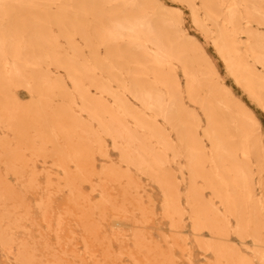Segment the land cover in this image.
Returning a JSON list of instances; mask_svg holds the SVG:
<instances>
[{
  "label": "rangeland",
  "instance_id": "rangeland-1",
  "mask_svg": "<svg viewBox=\"0 0 264 264\" xmlns=\"http://www.w3.org/2000/svg\"><path fill=\"white\" fill-rule=\"evenodd\" d=\"M137 1L132 12L149 11L160 41L133 44L126 31L118 40L102 39L110 16L127 11L122 1L35 0L13 12L25 47L20 71L8 64L0 70V264H264V89L252 95L229 72L213 38L231 25L221 14L216 24L208 20L202 0ZM143 1L150 7L142 8ZM190 5L211 35L194 23ZM7 6L0 9L7 12ZM80 9L86 16L73 24ZM163 12L181 19L166 24ZM240 25L264 35L251 18ZM236 37L248 65L264 76V64L245 51L252 35ZM160 47L179 49L180 60L160 61ZM67 60L87 68L78 90L61 67ZM94 84L105 85V94ZM78 91L103 106L106 121L118 111L116 142L81 110ZM117 97L128 111L123 115ZM239 110L256 122L244 129ZM214 138L229 142L223 177L215 175ZM236 168L244 175L234 176Z\"/></svg>",
  "mask_w": 264,
  "mask_h": 264
},
{
  "label": "bare ground",
  "instance_id": "bare-ground-1",
  "mask_svg": "<svg viewBox=\"0 0 264 264\" xmlns=\"http://www.w3.org/2000/svg\"><path fill=\"white\" fill-rule=\"evenodd\" d=\"M42 1H50V0H42ZM71 2H74L76 4L79 5H85L87 2H95V1H103V2H108V3H118V1H122L123 4L125 3L126 7H127V11H125L124 13V9L118 11V15H114V16H110V20L104 24V28H103V37L102 39H104L105 41H110V40H118V37H123L124 35V31H126L128 33L129 36H131L129 38V41L132 42L133 44L137 43L138 41H143V42H151V41H160L159 36H157L156 30L155 28L152 26V23L150 22L149 18H148V14L149 11L148 10H143V12L140 15H135L134 12H132L131 9H133L136 5H139V1L137 0H70ZM27 3L31 4V3H35V0H0V4H7V12H4L3 9H0V70L5 69L4 65L8 64L11 67V70L13 72H18L20 71L19 66L17 64V60H19V58L23 55L22 54V50L24 49L25 45L23 42L22 37L20 36L21 32H22V25L18 24V15L17 13L13 16V12H17V10L22 7V5H25ZM153 2V1H152ZM203 5H204V9L206 12V17L208 20H211L213 22H215L214 24H216L217 22V18L220 16V14L224 17L225 23L226 24H230L231 28L224 26L223 28H221L220 30H218V34L215 38H213V42L217 48L218 53L221 55V57L223 58L227 69L229 70V72L236 78V80L240 81L243 83L244 87L248 90V92H250V94L254 95L256 94L257 90H261L264 89V76H260L257 75L256 72L253 70V68L250 67V65H248V62L245 58V53H243L242 50H240L239 48V41L237 40L236 35L239 33H244L247 32L249 33V35H252V37L254 38V42H249L246 45V49L245 51H249L252 53L253 57L260 63L264 64V35H262L260 32L258 31H254V32H250L245 30V27L240 25V20H242V22L246 19V18H251L254 21H256L257 23L261 24L264 26V0H202ZM54 3V2H53ZM148 1H143V7L144 9L149 8L150 6H147ZM145 4V5H144ZM59 5V4H58ZM195 5V3H194ZM191 6V5H190ZM191 8L194 10L193 11V20L194 23H196L197 25L204 27L208 32L209 35L212 34V30L210 28H208L206 26V20H203L201 15L198 14V9H194V6H191ZM113 9V8H112ZM81 10V9H80ZM74 11V10H73ZM9 12V14H8ZM11 12V13H10ZM87 12V11H86ZM105 12V11H104ZM59 13V12H58ZM72 14V13H71ZM1 15L5 18V16L7 15V20L9 18L8 22H3L2 21V17ZM12 15V16H11ZM58 14H56L57 16ZM63 15V12H61L60 16ZM99 15V14H98ZM64 16V15H63ZM85 12H83L81 10V12H74L72 14V18L73 20V24L76 23H80L78 22L79 20H81L82 18H84ZM246 16V17H245ZM55 17V15H54ZM53 17V19H54ZM87 18V17H86ZM161 19L164 23L166 24H174L176 25V22H178L179 19H181V16H173L171 14H169L168 12H163L161 14ZM178 19V20H177ZM57 20V19H56ZM177 20V21H176ZM44 21V20H42ZM58 21V20H57ZM56 22V21H55ZM60 22V21H58ZM101 22V21H100ZM182 22V21H181ZM44 23V22H43ZM61 23V22H60ZM63 23V22H62ZM47 24V23H46ZM55 24V23H54ZM59 24V23H57ZM60 25V24H59ZM66 25V24H65ZM82 25V24H81ZM95 25V23H94ZM101 26V25H100ZM103 26V25H102ZM67 28V27H66ZM65 29V28H64ZM88 29V28H87ZM92 31V30H91ZM183 34L186 38L190 39V35L187 34L185 32V30L183 29ZM79 32V31H78ZM62 33V32H61ZM67 33V32H66ZM69 34V33H67ZM99 34V33H98ZM101 36V35H100ZM82 38V37H81ZM80 38V39H81ZM62 39V38H61ZM86 39V38H85ZM63 40V39H62ZM66 40V38H65ZM83 40V39H82ZM81 41V40H80ZM86 41V40H85ZM97 41V40H96ZM90 42V41H89ZM88 42V43H89ZM189 42V41H188ZM91 43V42H90ZM112 43V42H111ZM85 45V44H84ZM89 45V44H88ZM91 45V44H90ZM114 45V44H113ZM102 46H105L104 44ZM146 47V45H144ZM195 46V45H194ZM193 45H188V49L191 47H194ZM91 47V46H90ZM99 47V45H98ZM178 50L174 53L170 52L169 50H164V48H159L158 51H156V56L160 61L166 60V58H168V62H171L172 58H176L177 60H180V55L178 54ZM53 51L55 52L56 50L53 49ZM67 52V51H66ZM92 52V51H91ZM46 53V52H45ZM68 53V52H67ZM118 54V53H117ZM109 55V54H108ZM70 57V56H68ZM196 57V56H195ZM49 58V57H48ZM85 58V57H84ZM101 58V57H100ZM105 58V57H104ZM50 59V58H49ZM54 59V58H52ZM72 59V58H71ZM82 59V58H81ZM102 59V58H101ZM55 60V59H54ZM53 60V61H54ZM105 60V59H104ZM170 60V61H169ZM58 61V60H57ZM77 61V60H76ZM59 62V61H58ZM82 62V61H81ZM85 62V61H84ZM88 62V61H87ZM106 62V61H105ZM63 63V62H62ZM65 63V62H64ZM83 63V62H82ZM89 63V62H88ZM107 63V62H106ZM41 64V61H38V65ZM54 64V63H53ZM80 64V63H79ZM79 64H76L75 60H67L66 64H62V66L60 64H58V66L60 65L61 67H64L65 70L71 75L70 78L71 80L74 81L75 83V89L78 90L79 89V83L80 80H82L84 74L86 75L87 73V68L85 69H81L79 68L80 66H83V64L78 67ZM87 64V63H86ZM105 65V64H104ZM115 65V64H114ZM56 66V65H55ZM86 66V65H85ZM94 66V65H93ZM96 66V64H95ZM113 66V64L111 65ZM6 67V66H5ZM60 67V68H61ZM117 67V66H116ZM59 68V69H60ZM115 68V67H114ZM62 69V68H61ZM116 69V68H115ZM118 69V68H117ZM91 70V69H89ZM93 71V70H92ZM98 71V70H97ZM111 71V70H110ZM99 72V71H98ZM101 72V71H100ZM109 72V70H108ZM116 72V71H115ZM44 73V72H43ZM111 73V72H110ZM17 74V73H14ZM45 74V73H44ZM43 76V75H42ZM87 76V75H86ZM118 76V75H117ZM4 78H6V76H2ZM14 77V76H13ZM85 77V76H84ZM109 77V75L107 76ZM112 77V76H111ZM110 77V78H111ZM114 77V76H113ZM11 76H9V81ZM68 78V77H67ZM44 79V78H43ZM58 80V79H57ZM56 80V81H57ZM84 80V79H83ZM109 80V79H108ZM112 80V79H111ZM117 80V79H116ZM13 81V80H12ZM46 82V80H44ZM60 81H63L62 79H60ZM87 81V80H86ZM82 84V83H81ZM80 84V85H81ZM93 84V83H92ZM91 84V85H92ZM110 84V83H109ZM115 84V83H114ZM194 83L191 84V86H193ZM83 85V84H82ZM90 85V86H91ZM95 85V84H94ZM53 86V85H52ZM96 86V85H95ZM116 86V85H115ZM94 87V86H93ZM100 93H104L106 92L105 90V85H97L96 86ZM84 88V86H83ZM82 88V89H83ZM68 89V88H67ZM111 89V88H110ZM117 89V88H116ZM54 92V91H53ZM69 93V92H68ZM80 98L82 99V106H81V110L85 111L89 114L90 119L91 120H98L99 121V125L101 130L105 131L107 134L111 135L114 138V142H116L118 137V125L117 123H120V116L118 117V111L112 112L111 115L112 117L110 118V120L106 121L104 119V114L106 113V111L104 110L103 106L98 103V105H95L96 103L91 102L90 100V95H88L86 92L84 91H78ZM89 93V92H88ZM118 93V92H117ZM105 94V93H104ZM53 96V95H52ZM68 96V95H67ZM90 97V98H89ZM61 98V97H60ZM73 98V97H72ZM93 98V97H92ZM117 102L120 104V111L123 114H125L126 112H128L127 110L125 111V109H123V105H124V100H122V97H120V102L118 101V97L116 98ZM61 100V99H60ZM73 101V100H72ZM68 102V101H67ZM63 103V102H62ZM224 107L226 109H229L230 111L232 110V108L230 106H228L226 104V102H224ZM56 104H58L56 102ZM61 104V103H60ZM108 104V103H105ZM104 104V105H105ZM62 105V104H61ZM64 105V104H63ZM71 106V105H70ZM67 107V106H65ZM77 107V106H76ZM64 108V107H61ZM80 108V107H79ZM78 108V109H79ZM80 110V109H79ZM240 111V110H239ZM242 111V110H241ZM240 111V112H241ZM60 112V111H59ZM244 112V111H243ZM73 114V113H72ZM243 116V120L244 123L243 124V128L245 129V125L247 123H255L256 122V118L253 116V114L251 112H244L242 113ZM75 117V116H74ZM110 117V116H109ZM135 117V116H134ZM74 122H77L79 125L83 126V127H89L90 126V121H84L81 119V117H75ZM97 121V122H98ZM64 123V122H63ZM66 123V122H65ZM64 123V125H65ZM71 126V125H70ZM73 126V125H72ZM64 127V126H63ZM74 127V126H73ZM91 127V126H90ZM99 127V126H98ZM78 128V127H77ZM247 128V125H246ZM75 129V128H74ZM89 129V128H88ZM59 130V129H58ZM67 130V129H66ZM80 130V129H78ZM91 130V129H90ZM75 131V130H74ZM76 132V131H75ZM60 134L62 132H59ZM248 135V133H246ZM62 135V134H61ZM67 135V134H66ZM108 136V135H107ZM110 136V137H111ZM64 137V134H63ZM83 137V136H82ZM86 137V134H85ZM106 137V136H105ZM69 138V137H68ZM67 138V139H68ZM88 138V137H86ZM68 141V140H67ZM78 141V140H77ZM95 141V140H94ZM214 144L216 147V151L217 153H219V155H217L216 158V162H220V165L217 167V171H216V176L218 177H223L225 176V171H223L224 169V162L228 161V155H225L226 152H228V149L225 148L226 145L229 144L228 140H222V139H218V138H214ZM71 142V141H70ZM97 142V141H96ZM260 142L262 145V139L260 138ZM85 143V142H84ZM81 144V143H80ZM79 144V145H80ZM101 144V143H100ZM115 144V143H114ZM69 145V144H68ZM73 145V144H72ZM77 145V146H79ZM86 145H88L86 143ZM85 145V146H86ZM118 145V144H117ZM82 146V144H81ZM89 147H92L89 145ZM101 147V146H100ZM80 148V146H79ZM76 149V148H75ZM88 149V148H87ZM98 149V148H97ZM72 150V147H71ZM78 149H76L77 151ZM82 150V149H81ZM90 150H93V148H91ZM101 150V148H100ZM98 150V151H100ZM106 150V149H105ZM94 151V150H93ZM108 151V150H107ZM75 152V151H74ZM78 152V151H77ZM90 152V151H89ZM93 153V152H91ZM103 153V152H101ZM100 154V153H99ZM126 154V153H125ZM82 155V154H79ZM87 155V154H86ZM106 155V153H105ZM131 155V153H130ZM78 156V155H76ZM99 156V155H98ZM124 156V155H123ZM86 157V156H85ZM90 157V156H89ZM78 158V157H77ZM84 158V157H83ZM87 158V157H86ZM93 158V157H92ZM73 159V158H72ZM107 159V158H106ZM88 160V159H87ZM91 160V159H89ZM73 161V160H72ZM81 161H82V156H81ZM124 158H123V162H124ZM133 161V160H131ZM129 161V162H131ZM87 162V161H85ZM93 162V161H91ZM88 162V163H91ZM78 165V162H75ZM84 163V162H83ZM93 164V163H91ZM102 164V163H100ZM111 164V163H110ZM114 164V163H113ZM106 166V164H103V166ZM109 165V164H108ZM127 165V164H126ZM134 165V163H133ZM91 166V165H90ZM113 166V165H111ZM110 166V167H111ZM135 166V165H134ZM75 167V166H74ZM93 167V166H92ZM114 167V166H113ZM139 167H147V166H139ZM234 167V166H233ZM89 168V167H88ZM87 168V169H88ZM109 168V167H108ZM104 169V170H108ZM83 169V168H82ZM81 169V170H82ZM110 169V168H109ZM237 169V168H236ZM92 169H90L91 172ZM94 170V167H93ZM112 170V168H111ZM80 171V170H79ZM89 171V170H88ZM115 171V170H114ZM122 171V170H121ZM127 172L129 170H126ZM147 171V170H146ZM145 171V172H146ZM89 172V173H90ZM84 173H86L84 171ZM101 173V172H100ZM112 173V172H111ZM114 173V172H113ZM126 173V172H125ZM91 174V173H90ZM89 174V176H90ZM94 174V173H93ZM92 174V175H93ZM106 174V173H105ZM103 174V176L105 175ZM115 174V173H114ZM116 174H119L118 172ZM115 174V175H116ZM121 174V173H120ZM119 174V176H120ZM123 174V173H122ZM234 176H243L244 175V171L241 168H238L235 172H234ZM91 175V176H92ZM95 175V174H94ZM97 175V174H96ZM95 175V176H96ZM99 175V174H98ZM110 175V172H109ZM125 175V176H124ZM124 178L126 177V174H124ZM128 175V174H127ZM76 176V174H75ZM84 176V175H82ZM86 176V175H85ZM118 176V177H119ZM129 176H130V172H129ZM128 176V177H129ZM79 177V176H78ZM81 177V175H80ZM100 177V176H99ZM121 177V176H120ZM261 177V181L260 183L263 184L264 181V176L261 173L260 174ZM83 178V177H82ZM90 178V177H88ZM108 178V177H107ZM111 178V176H110ZM131 178V177H129ZM113 179V178H112ZM119 179V178H118ZM99 180V179H98ZM120 181V180H119ZM81 182V181H80ZM100 182V181H99ZM113 183V181H111ZM127 182V181H126ZM130 182V181H129ZM127 182V183H129ZM132 182V181H131ZM137 182V181H136ZM135 182V183H136ZM126 183V184H127ZM134 183V182H133ZM99 184V183H98ZM138 184V183H137ZM89 185V184H88ZM106 185V184H105ZM110 185V184H109ZM120 185V184H119ZM130 185V184H129ZM135 187L136 185L133 184ZM140 185V184H138ZM137 185V186H138ZM96 186V185H95ZM101 185L99 184V187ZM133 186V187H134ZM74 187V186H73ZM97 187V186H96ZM108 187V186H107ZM98 188V187H97ZM105 188V187H104ZM109 188V187H108ZM140 189V187L138 186L137 189ZM78 189V188H77ZM96 189V188H95ZM103 189V188H102ZM80 190V188H79ZM101 190V188H100ZM104 190V189H103ZM106 190V189H105ZM110 190V189H109ZM82 191V190H80ZM108 190H106L107 192ZM112 191V189H111ZM90 192V191H89ZM103 192V191H102ZM101 192V193H102ZM113 192V191H112ZM84 193V192H83ZM124 193V191H123ZM126 193V191H125ZM136 193V192H135ZM134 193V194H135ZM104 194V193H103ZM106 194V193H105ZM133 194V196H134ZM86 195V193H85ZM100 195V193H99ZM107 195V194H106ZM126 195V194H125ZM138 195V194H137ZM124 196V195H122ZM75 197V196H74ZM104 197V196H103ZM131 197V196H130ZM83 198V197H82ZM101 198V195H100ZM105 198V197H104ZM101 198V199H104ZM121 198V197H120ZM126 198V197H123ZM132 198V197H131ZM138 198V197H137ZM111 199V198H109ZM140 199V198H139ZM166 199V198H165ZM89 200V199H88ZM105 200V199H104ZM103 200V201H104ZM115 200V199H114ZM102 201V203H103ZM108 201V200H107ZM89 202V201H88ZM110 202V201H108ZM94 203V202H92ZM91 203V204H92ZM105 205H107L106 202H104ZM114 203V202H112ZM116 203V202H115ZM131 203V202H130ZM111 204V203H110ZM124 204V202H123ZM166 204V203H165ZM130 205V204H129ZM263 205V204H262ZM100 206V205H99ZM124 206V205H123ZM131 206V205H130ZM162 206V205H161ZM168 206V205H167ZM102 207V206H101ZM104 207V206H103ZM111 207V206H110ZM263 207V206H262ZM98 208V207H97ZM107 208V207H106ZM113 208V207H112ZM154 208V207H153ZM92 209V208H91ZM102 209V208H101ZM105 209V208H104ZM139 209V208H136ZM142 209V208H140ZM167 209V208H166ZM77 210V209H76ZM100 210V209H99ZM144 210V209H143ZM142 210V211H143ZM102 210H100L99 212H101ZM104 211V210H103ZM112 211V210H111ZM141 211V210H140ZM139 211V212H140ZM150 211V210H149ZM174 211V210H173ZM92 212V211H91ZM107 212V211H106ZM137 212V211H136ZM153 212V210H152ZM163 212V211H162ZM108 213V212H107ZM145 213V211L143 212ZM141 212V214H143ZM168 213V212H165ZM99 214V213H98ZM147 214V213H146ZM153 214V213H152ZM148 215V214H147ZM146 215V216H147ZM154 215V214H153ZM145 216V215H144ZM196 216V225L200 224V219L198 218L199 215H195ZM101 218V217H100ZM85 220V219H84ZM104 221V220H103ZM124 221V220H123ZM140 222V221H139ZM145 222V221H143ZM81 223V222H80ZM115 223V222H114ZM135 223V222H134ZM137 223V222H136ZM193 223V224H194ZM204 223V222H203ZM86 224V223H85ZM120 222V226H121ZM142 224V223H140ZM87 225V224H86ZM126 225V224H125ZM84 226V225H83ZM96 226V225H95ZM99 226V225H97ZM96 226V228H97ZM79 227V226H78ZM82 227V226H80ZM91 227V226H89ZM111 228V227H110ZM98 229V228H97ZM83 230V228L81 229V231ZM89 231V229H88ZM136 231V230H135ZM83 232V231H82ZM140 232V231H139ZM97 233V232H96ZM136 233V232H135ZM133 233V234H135ZM142 234V232H140ZM95 234V233H93ZM143 235V234H142ZM133 237V236H132ZM136 237V235H135ZM165 237V236H164ZM141 239V238H140ZM164 239V238H163ZM167 239V238H166ZM142 240V239H141ZM144 242L145 239H143ZM136 241V238H135ZM140 241V240H139ZM82 242V241H81ZM150 242V241H149ZM166 243V241H165ZM136 244V243H135ZM176 244V243H175ZM173 246V243L171 244ZM84 246V245H83ZM88 248V247H87ZM123 255V254H122ZM110 257V256H109ZM119 261V260H118ZM120 262V261H119Z\"/></svg>",
  "mask_w": 264,
  "mask_h": 264
}]
</instances>
